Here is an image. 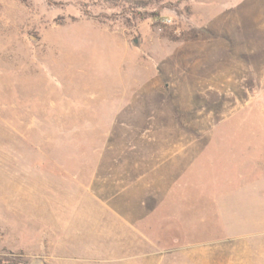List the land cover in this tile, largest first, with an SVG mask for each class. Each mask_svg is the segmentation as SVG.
I'll list each match as a JSON object with an SVG mask.
<instances>
[{
    "label": "rangeland",
    "instance_id": "rangeland-1",
    "mask_svg": "<svg viewBox=\"0 0 264 264\" xmlns=\"http://www.w3.org/2000/svg\"><path fill=\"white\" fill-rule=\"evenodd\" d=\"M0 264H264V0H0Z\"/></svg>",
    "mask_w": 264,
    "mask_h": 264
},
{
    "label": "water",
    "instance_id": "water-1",
    "mask_svg": "<svg viewBox=\"0 0 264 264\" xmlns=\"http://www.w3.org/2000/svg\"><path fill=\"white\" fill-rule=\"evenodd\" d=\"M134 44H135V45H137V43H136V42H134Z\"/></svg>",
    "mask_w": 264,
    "mask_h": 264
}]
</instances>
